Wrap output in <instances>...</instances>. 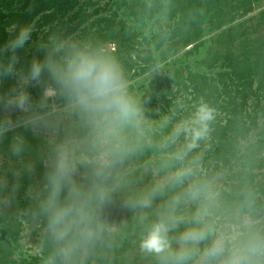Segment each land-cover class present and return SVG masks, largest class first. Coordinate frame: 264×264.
<instances>
[{"label":"clouds","instance_id":"obj_1","mask_svg":"<svg viewBox=\"0 0 264 264\" xmlns=\"http://www.w3.org/2000/svg\"><path fill=\"white\" fill-rule=\"evenodd\" d=\"M34 31L30 22L13 24L0 46V81H15L0 94V140L11 134L8 151L19 158L30 147L20 129L48 138L37 203L50 246L44 264H87L111 232L103 209L129 186L126 162L152 147L143 136V102L130 91L116 56L87 42L49 33L39 54L21 65L19 53ZM33 85L41 88L37 99L30 95ZM12 111L20 118L14 121ZM213 119V109L200 103L179 120L161 146L184 137L171 155L180 166L122 202L146 225L139 249L156 264H264V218L255 214L250 194L230 207L215 181L200 174L198 159L185 163ZM158 199L163 203L150 219Z\"/></svg>","mask_w":264,"mask_h":264},{"label":"trees","instance_id":"obj_2","mask_svg":"<svg viewBox=\"0 0 264 264\" xmlns=\"http://www.w3.org/2000/svg\"><path fill=\"white\" fill-rule=\"evenodd\" d=\"M187 1L108 0L102 6L98 0H0V46L8 40V29L13 24L30 22L35 25L36 31L19 53L21 65H27L33 55L39 54L38 46L43 36L56 33L101 47L115 55L132 90L131 86H139L135 78L140 76L133 54L139 53L138 50L145 52L144 44L148 48L152 43L153 54H170L164 58L167 59L178 49L202 39L200 29L193 26L188 31L184 27L185 11L173 8L184 7ZM194 1L191 8L198 16L209 13L216 19L209 32L229 27L230 32L225 31L221 35L223 41L220 39L224 49L226 44L229 45L224 58L226 64L223 71L212 78L207 75L189 77L190 82L186 81L183 87L184 74L177 67H168L163 78L151 76L148 90L153 92L145 96L148 99L139 100L143 102L146 118L143 136L151 141L152 147L126 162L123 171L129 186L116 193L113 201L103 209L111 232L102 244L89 253L87 264H156L153 257L141 253L139 249V240L146 225L140 222L137 212L122 206V202L133 193L163 179L168 171L180 166L171 155L184 146V137L162 149L156 138H166L170 126H159L156 130L149 126L148 121L157 118L154 114L156 109L176 123L187 118L200 103H206L213 109L214 119L209 122L205 138L188 153L185 163L198 159L200 174L215 181L224 203L230 207L238 206L250 194L255 214L264 218V10L255 13L258 6L262 7L263 0ZM151 21L154 23L147 27ZM109 45L114 50L108 49ZM194 50L197 51L198 47ZM180 61L175 60V65L178 66ZM147 69L142 67V71ZM14 83V78L0 81V94L6 93ZM29 91L33 99H37L41 88L33 85ZM10 116L15 121L21 114L12 111ZM161 120L164 122V119ZM20 131L30 145L24 158L10 155L8 142L11 134L0 140L1 153L10 161L6 168H10L11 172V168L23 163L31 175L43 179L48 138L35 135L30 130ZM233 164L236 170L232 168ZM228 170L232 171L228 182L227 179L216 181L219 175L228 176ZM10 177L18 183L15 189L18 185L23 186L21 180L17 182L14 176ZM26 189L23 186V190ZM35 203L31 199L22 200L20 215L25 212L31 214L32 211L37 213V206H33ZM162 203V199L155 201L148 211L150 219L155 218ZM6 211V208H0V213L5 215ZM42 224L45 226V221ZM7 228L5 221L0 226V232ZM13 235L20 237L19 232ZM44 239L49 245L46 232ZM15 243L20 245L18 239L0 235V264H44V260L38 257L29 260L19 254ZM3 248H6L4 252Z\"/></svg>","mask_w":264,"mask_h":264},{"label":"rangeland","instance_id":"obj_3","mask_svg":"<svg viewBox=\"0 0 264 264\" xmlns=\"http://www.w3.org/2000/svg\"><path fill=\"white\" fill-rule=\"evenodd\" d=\"M98 1H100L102 6H104L108 0ZM194 3V0H188L184 7L174 6L173 8L177 9L179 12L185 11L186 22L184 27L188 28V31H190V27L192 28L193 26L200 29L203 34L202 39L190 46L178 49L177 52L174 54L172 53V55L167 59L164 58L170 54L166 52H164V54L163 52L153 54L152 43H150L148 48L147 45L144 44L146 49L145 52L138 50L139 53L133 54V60H135L138 64L136 70L139 71L140 76H136L135 78V81L139 86H131L133 89L130 91L135 97H137V99H148L145 96L153 92V90H148L149 84L151 85V76L154 77L156 75L163 78L167 74L168 67L171 66L179 68L182 71L181 73L184 74L182 78L184 81L181 84V87L184 86L186 81L190 82L189 77L207 75V77L212 78L223 71L224 64H226V59L224 58L228 54L229 45L226 44L227 47L225 46L224 49V45H220V39L223 41L221 35L225 31L229 33L230 29L229 27H224L222 29L209 32L208 30H212L216 19H213V16L209 13H204L203 15L198 16L191 8ZM262 10H264V0L262 1V7L258 6L255 13L258 14ZM38 19L39 18L36 20ZM153 23L154 21H151L147 27ZM157 31L158 29H156L155 32ZM164 46H166V44ZM111 47L112 46H108L110 49ZM196 47H198L197 51L194 50ZM144 59H146V61H144ZM177 59L181 60L178 63V66L175 65V60ZM141 66L148 69L146 71H142ZM154 114L157 115V118L150 119L148 122L149 126L154 127L155 130L159 129L158 127L163 124V120L161 119H164V121L167 119L169 121L167 124L170 126L169 131H171L173 126L176 124V122H172L170 118L167 117V115L161 110L158 111V109H156ZM164 140L165 138H156V142L160 143L158 144L160 146L163 144ZM168 146H162V149H167ZM24 156L22 158H24ZM7 158V156H3L0 148V208L3 207L7 209L5 215L0 213V226L6 221L8 227L7 229H4L5 231L2 230L0 235L5 236L6 238L9 237L10 239H18V243H20V245L15 243L18 246V251L16 249L15 250L25 258L32 260L33 258L38 257L42 259L41 261H43L45 256L48 254L50 247L49 245H46L44 239V234L46 232V226L42 224L44 219L39 216L36 211H32L31 214L29 212H25L20 215L19 213L21 212L20 206H23L22 200L29 201V199H31L36 201L33 206H37L39 195L44 187L43 179L38 178L35 174L31 175V171L23 163H19L11 168L12 171L10 172V168H6V166L10 164V161ZM232 168H235L236 170V165L233 164ZM226 172L229 174L228 176L226 174L219 175L216 181H226L227 179L228 182V177L232 174V171L228 170ZM10 175L14 176L13 178H16L17 182L21 180L23 186L27 189L23 190V186L19 187V185L15 189L14 186L18 183H16ZM24 194L26 195L24 196ZM34 212L36 214H34ZM3 216L7 218H3ZM38 220H40V222ZM16 232L20 233V237L19 235H13ZM5 250L6 248H3V252Z\"/></svg>","mask_w":264,"mask_h":264}]
</instances>
